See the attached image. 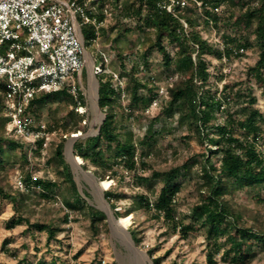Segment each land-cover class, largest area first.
<instances>
[{
	"label": "trees",
	"instance_id": "obj_1",
	"mask_svg": "<svg viewBox=\"0 0 264 264\" xmlns=\"http://www.w3.org/2000/svg\"><path fill=\"white\" fill-rule=\"evenodd\" d=\"M161 1H92L86 13L95 19L96 24H84L77 19L84 45H91L96 39V32L98 35L106 34L102 24L106 20L107 7L114 11L115 22L109 29L112 37L107 36L106 41L116 53L121 69L119 77H127V85L122 91L129 97V102L126 108L119 104L120 85L113 82L112 74L96 75L98 107L105 114V119L95 136L75 141L73 153L82 159V169L87 170V165L92 167V174L98 181L116 182V187L110 186L103 192L116 218L143 211L151 218L161 220L172 233L180 232L184 238L192 231H203L209 264L215 263L213 257L217 254L227 264H248L256 257L254 248H264V229L261 226L254 229V226L244 223V211L234 204V199L243 192H250L257 202L264 203V153L260 147L264 142V113L254 107L256 98L250 87L247 93H243L241 89L234 91L230 85H224L217 96L211 90L206 57L223 62L255 50L257 60L248 68L247 74L261 88L264 96V0H178L175 14L161 10L157 5ZM183 1L185 4L182 6L180 3ZM125 17L134 20V26L127 27L123 23ZM210 29L218 30L222 41L220 46L204 38L202 30ZM126 34H136L146 43L147 46L140 50L145 68L148 67V53L156 50L169 77H178L166 90L165 106L149 120L140 139L134 138L125 122L134 118L135 109L145 112L149 108L158 97V87L153 85L152 78L145 81L139 79V70L135 66L127 71V55L136 54L137 50L132 48L123 54L118 48L119 38ZM169 47L174 48L173 54ZM143 90L146 95H143ZM53 103H66L74 109L85 105L82 95H79V102H75L64 88L36 96L30 103V112L38 121L40 113ZM74 109L60 118L48 114L51 122L45 124L47 131L79 132L78 124L84 121L85 116ZM176 116L180 127L186 126L201 145L205 141L208 143L206 154H202L199 161L191 157L167 170H155L149 159L157 153L156 143L160 135L173 133L171 125ZM4 121L0 114V198L10 202L15 212V217L6 224V228L11 230L25 224L30 230L44 232L49 242L65 231L56 221L68 223L70 213L80 212L88 217L90 229L98 233L99 224L106 225V217L103 212L89 206L77 192L64 161V138L54 143L52 158L48 160V164H54L55 173L61 178V183H58L33 176L30 171L28 150L33 152V156H39L43 141H38L36 147L30 149L29 145L8 138L4 135ZM160 122H168L170 127L155 130L154 124ZM8 149H19L25 165V173L19 175L24 188L20 189L15 184L13 193L6 190L7 177L1 175L14 168ZM195 165L200 166V172L193 175ZM126 176L130 180L126 185L135 189L143 187L145 191L132 192L130 207L120 214L115 210V204L125 195L117 188L124 187ZM192 181L196 186L197 199L188 213L182 215L177 210L178 197ZM62 184L67 185L66 193H62ZM84 196L88 197L86 193ZM58 200H61V211L64 212L61 219L48 218L51 210L44 207L45 219L30 222L31 205L58 203ZM129 234L134 244L138 245V232L130 230ZM147 254L151 256L152 250H147ZM34 264L57 263L55 260L47 263L40 258ZM152 264H160V258H152Z\"/></svg>",
	"mask_w": 264,
	"mask_h": 264
},
{
	"label": "rangeland",
	"instance_id": "obj_2",
	"mask_svg": "<svg viewBox=\"0 0 264 264\" xmlns=\"http://www.w3.org/2000/svg\"><path fill=\"white\" fill-rule=\"evenodd\" d=\"M106 10V20L102 24V27L106 30V34L100 33L91 45L85 46L84 67L80 76L79 85L85 105L81 108L79 106L77 109H74L73 106H69L66 103L49 104L47 110H43L40 113L38 121L46 124L48 121L51 122V119L47 117L48 114L60 118L69 110L74 109L78 114L85 116L84 121L78 124L80 131L77 133L83 136L89 135L87 137L95 136L98 133L97 127L101 115L100 111H96L93 107V101L89 93L90 75L92 74L94 80H97L96 75L93 74L94 65L99 69L97 71L98 74H112L113 82H119V90H121L119 104L122 108H126L129 97L122 90L127 85V77H119L121 69L116 59V53L109 48V43L106 41L107 36L109 38L112 37L109 29L115 22L113 17L114 11L108 7ZM123 23L127 27L134 26L135 24L134 20H130L127 17L123 19ZM202 34L204 38H208L211 44L216 46L221 45L222 41L217 29L202 30ZM117 45L123 54L129 52L132 48L137 50L136 54L132 53L127 55V71L132 66H135L139 70L137 74L139 79L145 81L146 78H152L154 79L153 85L158 87V97L149 108L145 112L140 108L135 109L134 118L125 122L126 128L131 130L134 138L140 139L146 131L149 120L159 114L161 108L165 106L166 90L178 80V77H169L168 73L165 72L161 56L156 50L148 53L146 58L148 67L145 68V62L140 57V50L147 45L136 34H126L119 38ZM168 50L171 54L174 53V48L169 47ZM87 52L90 57V66L86 59ZM206 60L209 61L208 70L211 74L209 79L211 82V90L216 92L217 96L221 93L224 85H230L234 91L241 89L243 93H247V88L250 87L252 89V95L256 98L254 107L264 113V96L262 90L247 74L248 68L253 66L257 60V52L255 50L246 51L242 57H234L223 62H218L210 57H206ZM142 92L143 95L147 94L145 90ZM171 126L173 133L160 135L156 143L157 153L153 154L149 159L151 167L155 170H167L191 157H195L199 161L201 160L202 154H206L208 143L205 141L201 145L196 136L190 133L186 126L180 127L177 122V116ZM169 127L168 122H160L153 126L158 131ZM72 134L75 133H63L61 130H55L49 136V144L41 150L39 156H33V152L28 150L27 157L30 164V171L33 176L49 178L61 183V178L55 173L56 168H54V164H48V160L52 158L54 143L64 138V161L69 167L76 190L89 206L95 210H99V208L103 207L100 194L94 186L85 180L82 173L74 170L69 162L67 147L69 137ZM87 137H80L79 139ZM260 147L264 153V142ZM7 152L11 155L10 161L14 164V168L1 175H6L8 182L6 190L13 193L15 191L16 178L20 174L25 173V165L21 161V151L19 149H8ZM75 156L79 157L77 155ZM81 163L82 165L84 164L83 161ZM85 171L92 173V167L87 165V170ZM195 172H200L199 165H195L192 169L193 175ZM145 174H148V172H145ZM110 181L112 182L111 186L116 187V182L113 180ZM129 181V177L126 176L123 180L124 187L117 188L125 195L124 199L115 204V210L120 214H123L130 207V194L132 192L137 190L145 191L143 187L136 189L129 187L126 185ZM195 187V183L192 181L186 186L184 193L178 197L177 210L180 214H187L191 205L196 202L197 195ZM61 190L62 193H66L67 185L62 184ZM84 193L88 197H85ZM252 195L250 192H243L235 197L234 204L243 209L244 223L254 226V229H258L259 226L264 229V203L257 202ZM60 201L58 200V203L53 202L51 204L42 202L39 205H31L30 222L45 219L43 215L44 207L51 210L48 218L61 219L64 212L61 211ZM129 215L131 216L130 224L125 231L127 234L130 230H136L138 232L140 243L135 245V247L145 258L133 253L123 243L120 234L114 232L108 225L107 220L104 221L106 225L100 223L98 226L99 232L94 233L90 229L88 217L80 212L70 213L68 223L62 224L61 221H56L57 225L64 228L65 231L58 233L56 239L49 242L46 241V234L44 232L39 233L35 230H30L25 224L9 230L6 228V224L15 217V212L10 202L0 198V264H34L40 258L47 263L55 260L57 264H152V258H160V264H171V262H176V264H209L206 259L208 249L203 231H192L187 238H184L180 232L172 233L161 220L157 221L143 211H134ZM5 242L6 244H4ZM147 250H152L151 256L147 254ZM254 250L256 257L248 264H264V248L258 247L254 248ZM213 260L215 262L214 264H227L221 261L220 254L215 255Z\"/></svg>",
	"mask_w": 264,
	"mask_h": 264
},
{
	"label": "built area",
	"instance_id": "obj_3",
	"mask_svg": "<svg viewBox=\"0 0 264 264\" xmlns=\"http://www.w3.org/2000/svg\"><path fill=\"white\" fill-rule=\"evenodd\" d=\"M92 1L98 0H0V114L8 138L30 149L41 140L42 149L47 147L54 132H48L46 125L34 118L31 101L40 94L65 88L79 102L86 50L77 19L96 24L86 13ZM178 4V0H163L157 5L175 14ZM93 69V74L98 75V67L94 65ZM15 184L24 188L19 176Z\"/></svg>",
	"mask_w": 264,
	"mask_h": 264
},
{
	"label": "bare ground",
	"instance_id": "obj_4",
	"mask_svg": "<svg viewBox=\"0 0 264 264\" xmlns=\"http://www.w3.org/2000/svg\"><path fill=\"white\" fill-rule=\"evenodd\" d=\"M86 59L88 62V65H91L90 59L88 58V56L86 55ZM91 74V73H90ZM89 93H90V97L93 101V107L95 108V98H96V82L92 76V74L90 75V82H89ZM67 155H68V159L70 164L72 165V167L74 168V170L76 172H80L79 170V164H81V159L77 158L76 160H74L71 155H70V142L68 144L67 147ZM85 180L91 184L93 186V182L90 179V177L86 174H83ZM112 182L110 180H105L102 181V185H101V190H106L111 186ZM130 219L131 216L128 215L126 217H121L119 218V221L117 223H111V228L114 232H117L118 234H120V236L122 237V241L123 243H125L128 248L135 254L145 258V256L140 253L138 250H136L133 246L132 243L130 242V239L128 237V234L126 233L125 229L127 228V226L130 224Z\"/></svg>",
	"mask_w": 264,
	"mask_h": 264
},
{
	"label": "water",
	"instance_id": "obj_5",
	"mask_svg": "<svg viewBox=\"0 0 264 264\" xmlns=\"http://www.w3.org/2000/svg\"><path fill=\"white\" fill-rule=\"evenodd\" d=\"M79 34L81 36V32L80 31H79ZM85 53H86V51H85ZM87 56L89 57L88 52H87ZM89 59H90V57H89ZM95 82H96V86H97L96 87V98H95V109H96V111L97 110L100 111V109L98 107V81L95 80ZM100 115H101V118H100V122H99L98 127H97V132L99 131V128H100V126L102 125V123L104 122V119H105V114L102 113L101 111H100ZM87 136H89V135H84L83 136V135H81L79 133H75V134L70 135V137H69V142H70V155H71V157L74 160H76L77 158H79V157H76L74 155V153H73V145H74L75 141L77 139H79L80 137H87ZM81 165H82V163L79 164L80 173L86 174V175H88L90 177V179L93 182L94 188L100 194V198H101V202H102L103 207L99 208V210L104 213V215L106 217V220L108 222V225L111 227V223H117L119 221V218H116L114 216V214H113V212H112V210H111V208L109 206V203L104 198V194L102 192L103 190H101L102 181H98L97 178L92 173L83 170L82 167H81ZM128 237L130 239V242L132 243V246L136 249L135 244L132 241L131 236H130L129 233H128Z\"/></svg>",
	"mask_w": 264,
	"mask_h": 264
},
{
	"label": "crops",
	"instance_id": "obj_6",
	"mask_svg": "<svg viewBox=\"0 0 264 264\" xmlns=\"http://www.w3.org/2000/svg\"><path fill=\"white\" fill-rule=\"evenodd\" d=\"M60 1H65V0H60Z\"/></svg>",
	"mask_w": 264,
	"mask_h": 264
}]
</instances>
